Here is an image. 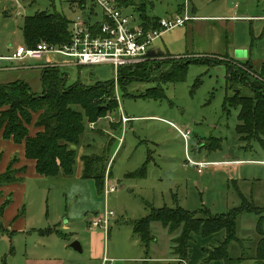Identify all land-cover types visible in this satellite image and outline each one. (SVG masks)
<instances>
[{"label":"rangeland","instance_id":"obj_1","mask_svg":"<svg viewBox=\"0 0 264 264\" xmlns=\"http://www.w3.org/2000/svg\"><path fill=\"white\" fill-rule=\"evenodd\" d=\"M118 3L139 26L143 17L158 23L186 15L191 21L162 33L148 49L152 54L116 74L107 66H73L59 55L0 61V85L23 82L40 95L42 70L55 68L66 87L112 88L117 106L96 121L94 130L86 124L71 177L23 179L22 199L14 193V204L2 218L8 232L0 234V264H102L105 257L112 264H164L148 262L159 259L224 264L214 260L221 249L231 262L251 264L260 241L258 227L264 232V143L240 140L239 107L229 101L251 97L252 91L239 77L230 80L225 65L199 61L226 62L247 72L251 86L264 85V0ZM40 11L63 14L69 31L76 19L87 25L104 22L91 0H0V58L24 46V20ZM247 63L255 74L240 66ZM120 111L128 123L120 122ZM172 126L188 132L187 138ZM83 156L102 158L97 167L116 185L113 194L105 198L104 180L102 188L81 177ZM188 159L209 165L197 172ZM178 207L200 219L241 209L235 240L225 230L208 238L190 233L182 257L177 253L180 228L168 231L152 222L146 243L133 234L135 223L152 209ZM105 210L114 214L107 234L91 229ZM73 242L81 253L71 248Z\"/></svg>","mask_w":264,"mask_h":264},{"label":"trees","instance_id":"obj_2","mask_svg":"<svg viewBox=\"0 0 264 264\" xmlns=\"http://www.w3.org/2000/svg\"><path fill=\"white\" fill-rule=\"evenodd\" d=\"M88 23L93 31L100 25L89 21ZM69 25L70 21L63 14L36 12L24 20L21 29L23 45L28 48L40 43L56 47L67 45L70 42ZM141 27L144 31L157 30L158 23L143 17ZM206 60L199 62H212L211 66L225 65L230 80H233L235 75L239 77L237 80L240 79L244 81L243 84L249 86L252 91L251 97L237 95L229 101L230 105L239 107L236 133L241 141L264 143V85L251 86V82L247 83L245 80L248 73L233 68L231 64ZM240 66L248 68L249 72L255 74L248 63ZM145 69L143 67L141 71ZM239 72H242L241 75H236ZM40 82L42 87L40 95L32 93L30 87L23 82L0 85L1 139L11 141L15 145H23L24 157L35 163V173L38 177H71L76 165V148L84 139L86 124L96 123L99 118L105 117L117 107L114 92L112 88L102 87L104 85L95 89H86L80 85L66 87L60 72L55 68L43 69ZM34 114H37L35 119ZM32 128L37 132L31 136ZM101 160V157L95 156L82 157L81 177L94 180L99 187L103 186L104 180V168L97 167V162ZM16 161V157L12 158L6 172L0 174V186L15 184L21 180L15 177L18 173L13 169ZM10 204L11 199L7 198L0 205V234L8 232L2 218ZM240 212L241 209H233L226 215L200 219L179 207L152 209L148 217L135 223L133 234L146 243L150 234L149 225L152 222L160 224L168 231L180 228L177 253L183 257L186 254L190 233H200L202 237L208 238L225 230L231 241L235 240L236 219ZM258 234L260 241L251 264H264V232L260 226ZM214 255L216 256L214 260L222 261L224 264H242L239 260L231 262L224 249Z\"/></svg>","mask_w":264,"mask_h":264},{"label":"built area","instance_id":"obj_3","mask_svg":"<svg viewBox=\"0 0 264 264\" xmlns=\"http://www.w3.org/2000/svg\"><path fill=\"white\" fill-rule=\"evenodd\" d=\"M98 7L103 15L104 22L96 30H91L85 20L76 19L71 25L70 42L67 45L56 47L45 43L37 44L33 48L18 46L9 57L0 58V61L22 63L29 60H39L45 55H59L72 60L73 66L93 67L107 66L116 72L119 69L135 65L146 59L149 55L150 45L157 40L162 33L182 26L185 22L191 21L186 15L175 16L171 20H159L158 29L144 31L141 26L135 23L131 17H126L119 7L118 0H91ZM68 66V65H66ZM120 122H128L120 111ZM94 124H90L93 129ZM173 128L177 129L175 126ZM178 130V129H177ZM183 139H186L188 132L178 130ZM188 164L200 169L208 166L204 162H193L188 159ZM215 164V163H213ZM116 185L109 179L108 174L104 178L105 198L113 194ZM112 212L105 210L104 214L96 216L91 223V229H103L107 234L109 219L113 217ZM112 260L103 259L102 264H112Z\"/></svg>","mask_w":264,"mask_h":264},{"label":"crops","instance_id":"obj_4","mask_svg":"<svg viewBox=\"0 0 264 264\" xmlns=\"http://www.w3.org/2000/svg\"><path fill=\"white\" fill-rule=\"evenodd\" d=\"M149 53L152 54V52H149ZM128 119H130V118H128ZM104 120H106V118H104ZM118 124L113 125L111 127H113V128L118 127L119 126ZM95 125H96V123H94L92 130H94ZM36 132H37V130L32 129L30 131V135L32 136ZM102 134H103V132H102ZM14 157H16L17 161L13 165V169L18 171V173L15 175V177L18 179H21V180L15 184L0 186V205L4 202L5 199L13 196L14 193H16L17 197H20V200L22 199L21 195L23 192L22 188L24 185L22 183V181L24 178H26V177L39 178L35 173V168H34L35 163L33 161L27 160L24 157L23 145H15L11 141L2 140L1 139V132H0V174H3L6 172L7 167L9 165L11 159ZM13 200H14V198H13ZM13 204H14V201L11 200V204L9 205V207H12ZM5 213H6V210L4 211V214ZM7 231H8V228H7ZM148 262H152V263H162L163 262L164 264H166L167 260L166 259H164V261H161V259H159V261L149 260Z\"/></svg>","mask_w":264,"mask_h":264},{"label":"water","instance_id":"obj_5","mask_svg":"<svg viewBox=\"0 0 264 264\" xmlns=\"http://www.w3.org/2000/svg\"><path fill=\"white\" fill-rule=\"evenodd\" d=\"M150 54V53H149ZM241 57V54L239 55ZM71 248L79 253H81L80 245L77 242H73L71 245Z\"/></svg>","mask_w":264,"mask_h":264}]
</instances>
